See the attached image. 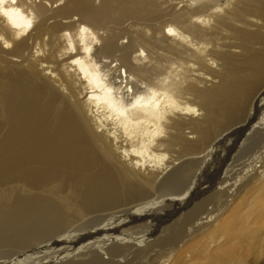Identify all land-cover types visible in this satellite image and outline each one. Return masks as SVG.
<instances>
[{"label":"bare ground","instance_id":"6f19581e","mask_svg":"<svg viewBox=\"0 0 264 264\" xmlns=\"http://www.w3.org/2000/svg\"><path fill=\"white\" fill-rule=\"evenodd\" d=\"M251 1L0 0V111L6 117L0 121H7L0 124V184L34 189L62 180L77 195L81 214L109 212L102 217L114 219L98 264L137 259L147 264L146 252H156L149 238L168 237L162 235L168 224L145 216L160 198L159 189L166 186L177 198L173 205H186L204 174L229 179L231 158L225 156L242 131L254 132L249 122L236 128L232 123L264 84V56L250 58L242 68L228 67L234 80L217 81L222 52L240 48L221 44L226 32H236L239 23L264 22V10ZM194 2L199 5L194 12L184 7ZM132 27L151 31L152 40L125 42L127 37L116 33ZM114 61L120 64L112 66ZM163 62L170 67L165 76ZM240 73L243 78H237ZM82 123L113 160L111 166L98 158ZM171 168L197 171L200 179L180 194L181 185L166 173ZM250 174L260 177L264 167L257 165ZM15 203L0 212V228L12 231L0 240L25 245L61 230L59 209L23 196ZM216 220L199 207L187 222L194 224L189 233L169 247L168 263L181 258L184 264H258L245 259L243 248L231 240L215 250L195 246L189 253L194 233ZM227 220L223 228L230 230L235 222Z\"/></svg>","mask_w":264,"mask_h":264},{"label":"rangeland","instance_id":"374dc122","mask_svg":"<svg viewBox=\"0 0 264 264\" xmlns=\"http://www.w3.org/2000/svg\"><path fill=\"white\" fill-rule=\"evenodd\" d=\"M254 1L258 2L256 4H259L264 10V0H252L251 3H255ZM163 6H166V4ZM198 6L196 2H194V4L192 3V5L184 4L187 10L193 12ZM208 12L210 11H196L197 14L201 15ZM196 13L195 15H197ZM194 16L192 19L197 20V17ZM255 23L256 24L253 25L239 23L237 24L238 26L235 28L233 27L236 32H230V35L226 32L227 34L225 35L228 36H223L224 40L221 41L223 46L235 43L240 48H235L233 50L235 53L227 55L225 51H221L225 56V61L222 62V68L224 69L218 73L220 78L217 79L221 84L234 80L231 78L232 75L227 71L228 67L242 68L247 65L246 62H248L250 58L256 57L258 54H260L259 56H264V22ZM236 28H239L240 31ZM120 31L121 29H117L116 33L119 35L124 34L127 38H122V40H125V42L129 39L137 40L141 38L152 40L151 31L143 32L136 27L127 29L123 31L122 34ZM238 31L239 34L243 32L245 36H251L254 39L252 42L242 39L240 37L241 34L239 35L237 33ZM238 37L239 39H237ZM197 62H199V60H197ZM119 64L118 61H114L112 66ZM28 69L30 71L32 70L31 68ZM126 70L128 71V64L123 65L120 69L123 77H125L124 71ZM161 70L163 73L162 76H165L170 72V67L166 62H163ZM4 71H6V69H4ZM35 71L37 72V70ZM240 74L241 75L237 78H243L244 75L242 73ZM122 76L119 75L118 80H121ZM123 80L125 79L123 78ZM211 87L213 88V86ZM52 89L63 97V94L61 95V92L58 91L56 87H52ZM263 93L264 84L254 93L249 106L245 109L244 113L242 112V117L232 123L233 128H236L249 122V126L253 127L252 131L254 132L250 135L251 129L246 132L242 131V137L237 140L234 145L232 144L233 147L231 145L232 149L228 155L225 156L226 158H231L229 166L232 168L229 179L226 176L208 175L206 177V174H204V178H202L203 181L199 183L194 197L186 203V205H181L180 207H178V205H173L177 198L170 195V191L166 186V188L161 187L159 189L160 198L149 208L145 216L149 218L147 219L148 221L153 219L149 222H160V225L168 224V227L166 226V228L163 229L164 233H162V235L163 237L168 236L170 238H158L157 240L155 237L149 238V241L152 242L150 247L156 252H146L144 260L147 264H165L167 259H169V247H173L178 240L189 233L188 230H190L194 224L189 225L187 222H189L191 216L201 206H203L205 210L211 211L212 215L217 217V220L213 225L194 233V238L196 239L193 238V241L189 244L191 248L189 253L192 254L195 246H204L207 249L213 247V250H215L217 246L231 240L232 243L243 248V256L245 259L248 261L257 260L258 264H264V175L254 178V176L250 174L255 166L260 165L264 167V95L256 102ZM65 104L69 105L67 100H65ZM1 113L0 111V115L2 116H0V118L3 119L5 115ZM4 119H6V117ZM208 121L209 118L203 121L201 127L205 126ZM6 122L4 123L2 120L0 124L6 126ZM82 126L92 146L93 144L95 145L93 148L98 158L103 161V163L111 166L113 160L105 155L99 146L94 143L92 137L89 135V130L83 123ZM254 128L257 130H254ZM3 131L4 128L0 130L1 135L4 134ZM193 172L195 171L186 172L171 168L168 169L166 173L168 175L170 174V182L179 183L181 185L182 191L180 194H182L185 193L184 191L189 188V186L194 185L192 181H195V178L198 180L200 179L196 177L198 176L197 171L195 174ZM16 196L27 197L28 199L36 198L43 202L41 205H44L45 208L52 207L59 209L62 214V228L52 235L41 237L25 245L15 246L0 240V264H98L100 259L98 250L103 246L101 241L111 234L109 230L114 224V219L111 216L102 217L109 212L101 211L88 216L81 214L75 206L78 202L77 195L65 186L62 180L56 181L52 185L46 187L34 189L16 187L12 184H0L1 213L8 210L12 205H17L15 203ZM184 196L185 195H183L182 198ZM228 199H232L230 206H226ZM230 217H232L235 223L230 230H226L223 228V224L228 221L227 219ZM99 219H101V221ZM137 220H140V218ZM230 221L229 219V222ZM216 227L218 230H215ZM11 232L12 231L8 228H0L1 235ZM229 232H234V234L228 235ZM176 235H178L179 238L172 241L169 240ZM168 241L173 242V244L170 245ZM246 253L251 254L246 257ZM186 255L188 254L186 253ZM136 256H138L137 253ZM178 259H171L170 264H184L181 258ZM185 260H188V258ZM139 261L140 259H137L133 261V264H137ZM100 264H102L101 261ZM166 264H169L168 261Z\"/></svg>","mask_w":264,"mask_h":264}]
</instances>
